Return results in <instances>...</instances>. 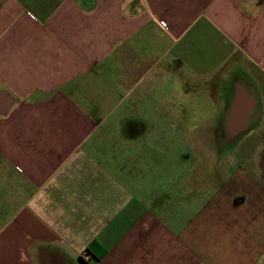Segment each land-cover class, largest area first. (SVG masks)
<instances>
[{"label": "crops", "instance_id": "1", "mask_svg": "<svg viewBox=\"0 0 264 264\" xmlns=\"http://www.w3.org/2000/svg\"><path fill=\"white\" fill-rule=\"evenodd\" d=\"M0 264H264V0H0Z\"/></svg>", "mask_w": 264, "mask_h": 264}, {"label": "rangeland", "instance_id": "2", "mask_svg": "<svg viewBox=\"0 0 264 264\" xmlns=\"http://www.w3.org/2000/svg\"><path fill=\"white\" fill-rule=\"evenodd\" d=\"M196 104L199 103L201 101V98H198L196 97ZM175 99H173L172 101L171 100H168L169 103L173 104ZM195 101V100H193ZM192 101V102H193ZM186 105H187V100H184L183 101V106L186 108ZM210 105L209 104H206L205 103V113L206 115L207 114H211V108L209 107ZM203 112H201L200 114H202ZM166 117L168 119V121L171 122V127L166 130V138L168 140H170L171 138H175L177 136L178 133H180V128L177 127L178 125H184L185 123L188 122V120H184L183 123H179V122H182V118L183 117H189V115L187 114H184L183 116L181 115L180 112H177L175 110H172L171 112L167 113L166 114ZM199 119V118H197ZM177 127V128H176ZM177 132V133H176ZM167 140V141H168ZM182 149V152H188V154H191V150H192V147L191 145H186V144H176V146H169L167 145V153L166 155H172V154H176L178 152V150ZM174 158H168V163L171 164L172 168H174ZM201 165V164H199Z\"/></svg>", "mask_w": 264, "mask_h": 264}]
</instances>
